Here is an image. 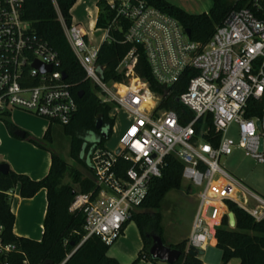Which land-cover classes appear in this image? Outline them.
Segmentation results:
<instances>
[{
	"label": "built area",
	"instance_id": "2783aa9c",
	"mask_svg": "<svg viewBox=\"0 0 264 264\" xmlns=\"http://www.w3.org/2000/svg\"><path fill=\"white\" fill-rule=\"evenodd\" d=\"M261 1L254 0L256 11L249 7L232 11L205 44L193 40L176 17L147 0H107L114 17L90 32L73 20L67 24L58 10L86 79L99 88L102 102L112 106V118L124 111L129 121L116 148L99 147L93 152L95 188L77 192L71 202L70 211L85 216L82 242L97 236L106 245H113L147 198L153 180L162 176L170 154L182 161L183 178L200 188L189 246L198 250L209 246L216 227L228 216L229 212H221L228 201L257 221L264 218V196L220 164L223 155L242 149L264 165V108L261 115H247L251 98L264 101ZM24 2L0 0V121L6 111L20 109L51 124L68 125L78 111L71 83L64 78L66 71L57 50L22 17ZM97 30L103 31L98 46L92 42ZM114 31H122V41L134 45L118 65L126 76L123 82L105 80L98 64L102 43L116 41ZM138 45L146 54L152 75L166 89L164 93L154 91L148 79L136 75ZM36 61L51 66V71L41 72L34 67ZM185 76H189L186 89L174 98L194 117L183 124L174 109L161 107V103ZM133 79L139 84L133 85ZM199 123L202 126L197 131ZM233 124L238 125L237 140L228 135ZM124 161L128 166H123ZM233 189L237 195L232 194ZM209 207H215L212 219L206 214ZM215 219L219 221L211 224ZM2 230L0 225V233ZM15 250L16 244H5L0 238V258ZM0 264L9 262L1 259ZM21 264L33 263L24 253Z\"/></svg>",
	"mask_w": 264,
	"mask_h": 264
},
{
	"label": "trees",
	"instance_id": "16d2710c",
	"mask_svg": "<svg viewBox=\"0 0 264 264\" xmlns=\"http://www.w3.org/2000/svg\"><path fill=\"white\" fill-rule=\"evenodd\" d=\"M147 1L176 17L191 30V38L202 44L210 40L216 28L225 23L232 11L244 7L256 11L254 0H236L235 3H230L228 0H213L210 11L201 14L187 13L167 0ZM76 2L77 0H25L22 17L31 22L33 30L41 39L48 41L57 50L62 68L68 75L67 81L71 83V90L78 103V111L72 122L64 126V131L73 138L72 157L88 171L89 175H85L77 167L70 166L47 145L52 143L51 124L41 139L30 136L25 131L24 139L29 138V141L36 146L51 152L52 163L48 174L40 180L32 179L27 174L17 173L13 169H10L8 174L0 173V225L3 226L0 238L5 244L17 245V250L6 258L4 256L0 258V260L6 259L9 264H21L24 253L33 264H42L47 259L53 264H59L65 259L67 260L64 264H121L117 258L108 254L110 246L99 237L91 236L82 242L86 235L85 216L82 212L70 211L71 202L77 192H88L95 188L91 157L96 149L105 147L115 124V118L110 116L112 106L102 102L99 88L86 79L85 70L72 50L59 20L60 11L67 24L72 22L71 10ZM261 2L264 7V0ZM98 7L96 27H103L114 17V11L108 7L107 0H99ZM114 36L116 41L102 43L98 64L103 68L102 74L105 80L123 82L126 76L124 72L118 70V65L134 45L122 41L124 38L122 31H114ZM136 52L139 54L136 75L148 79L154 91L164 93L166 89L152 75L143 48L136 46ZM188 80L189 76L183 77L175 90L161 103V107L174 109L183 124L191 121L194 115L174 96L186 89ZM79 91L84 92L82 97L78 96ZM263 108L264 101L251 98L247 115H261ZM98 115L103 116L101 129L96 127ZM1 120L14 134L17 126L11 120V112L6 111ZM201 126L200 123L197 125V131ZM212 133H214L213 129ZM123 166H128V163L124 161ZM183 167L182 161L176 155H168L162 176L153 180L147 198L128 221L129 223L134 220L137 223L143 238V247L133 264H137L142 259L158 264L159 261L154 260L149 252L153 242L152 235H160L165 242L159 209L167 192L181 187ZM67 176L73 178L78 189L64 182ZM17 185H20V195L23 198L33 197L43 188L47 190L48 206L43 238L40 241L17 236L13 231L15 214L11 210L9 192ZM227 204L236 215L237 226L229 227L228 216L225 215L222 223L215 229L216 246L223 252L222 264H228L233 258H238L239 264H264V218L257 221L235 203L228 201ZM171 247L181 251L180 258L172 264H205L201 258V250L189 246L188 238Z\"/></svg>",
	"mask_w": 264,
	"mask_h": 264
},
{
	"label": "rangeland",
	"instance_id": "374dc122",
	"mask_svg": "<svg viewBox=\"0 0 264 264\" xmlns=\"http://www.w3.org/2000/svg\"><path fill=\"white\" fill-rule=\"evenodd\" d=\"M228 1L230 3H235L236 0ZM85 29L89 32L87 26L85 27ZM102 34L103 31L100 30L94 32L96 40H93L92 42L95 45L98 46L101 44ZM135 80L136 79H133L132 83H134ZM15 110L22 112V114L17 116V120L20 123V126L23 127H21L22 130L27 131L30 136L41 139L44 134L43 133L42 136H39V134L43 130L42 119L45 120L47 124H49L50 121L46 118L20 109H13L11 112L14 113ZM11 120L13 122L12 116ZM128 125V115L124 111H120L115 119L112 134L110 138L106 140L105 146L109 149L116 148L121 141V138L125 133ZM3 126L7 130L9 129L4 121H0V130ZM228 135L235 140L239 138V129L237 124H233L230 127ZM51 136L52 143L47 145L50 146L54 152L64 158L70 164V166L77 167L81 169L85 173V175H89L88 171L72 157L71 149L73 138L71 137V135L65 133L64 126L58 123H53L51 125ZM23 140L31 142L29 141V138ZM11 150L23 153L26 158H29L30 160H37L40 157L39 153L32 150L29 145H11ZM220 164L249 189L264 196V165L247 156L244 150L236 149L230 155H223L220 159ZM64 182L69 183L76 189H78V185L74 183V180L71 176H67ZM199 191L200 188L195 187L190 181L182 178L181 187L179 189H171L164 197L159 212L161 213V226L163 228V236L167 245H175V242H179L182 238L190 234L193 216L196 212V208L199 202ZM232 193H235L237 195L238 191L233 189ZM214 208L215 207H209L207 210L206 214L209 219L213 218L215 210ZM230 211L232 210L227 203L225 207L221 209V212L223 214H227ZM216 222L217 219L211 221V224H214ZM130 224L131 226L128 232V239L123 244L122 237H120L113 245L110 246V254H121L125 252L127 245L129 246L130 242L136 245L139 243V235L136 223L131 222ZM203 252L204 253L201 254V257L207 263L222 264L223 252L216 245H212V241L211 244ZM158 264L164 263L159 261Z\"/></svg>",
	"mask_w": 264,
	"mask_h": 264
},
{
	"label": "crops",
	"instance_id": "0c3cea01",
	"mask_svg": "<svg viewBox=\"0 0 264 264\" xmlns=\"http://www.w3.org/2000/svg\"><path fill=\"white\" fill-rule=\"evenodd\" d=\"M98 1L99 0H77L76 4L71 10L72 20L81 24L84 28L87 26L89 32L93 27L96 26V22L99 15ZM167 1L172 3L173 5L180 7L181 9L190 14H201L204 12H209L211 7L213 6V0ZM20 114H22V112L18 110H15L14 113L11 112L13 122L17 126V129L22 130L23 127L20 126V123L17 120V116ZM42 124L43 130L41 131L39 136H42L43 133L45 134L47 128L51 123L47 124V122L42 119ZM23 139L24 138H20L14 135L9 129L7 130L3 126L0 130V162H7L10 165V168L17 173L27 174L32 179L40 180L44 178L50 170L52 163V154L49 150L38 147L35 144L25 141ZM11 145H29L32 150L39 153L40 157L37 160H30L29 158H26L23 153L11 150ZM232 194L236 195L235 193ZM9 195L11 201V210L15 214V222L13 227L14 233L17 236L26 237L38 241L42 240L44 233V221L48 206L47 190L43 188L39 192H37L35 196L30 198H23L20 195V185H17L13 190L9 192ZM131 222L135 221H130L126 225L125 230L121 235L123 244L128 239V232L130 230ZM136 227L139 235V243L137 245L130 242L129 246L127 245L126 251L121 254H110L108 251V254L117 258L121 264H133L134 260L138 257L139 251L143 247V238L137 223ZM188 237L189 235L182 238L181 240L186 239ZM211 241L212 245L217 244V239L215 235L213 236ZM177 243L178 242H175L174 244ZM200 253L203 254L204 252ZM204 262L205 264H210L206 261ZM239 262L240 260L238 258H233L229 261L228 264H239ZM151 263L155 264L149 260L142 259L137 264Z\"/></svg>",
	"mask_w": 264,
	"mask_h": 264
},
{
	"label": "water",
	"instance_id": "95a60500",
	"mask_svg": "<svg viewBox=\"0 0 264 264\" xmlns=\"http://www.w3.org/2000/svg\"><path fill=\"white\" fill-rule=\"evenodd\" d=\"M187 33L191 35V30L189 28L186 29ZM34 67L39 69L41 72L51 71V66H45L43 63L36 61L34 63ZM67 77V74L64 73V78ZM83 91H79L78 96L82 97ZM97 129H101L103 127V116L98 115L96 120ZM14 134L20 138L25 137V131L21 129H16ZM120 149H118V152ZM10 165L7 162H0V173L8 174L10 171ZM229 217V225L232 228L237 226L236 215L233 211L228 213ZM153 243L149 249L150 255L154 260L160 261L164 264H172L175 263L181 256V251L178 248L171 247L167 245L160 235L153 234ZM203 252V251H201ZM42 264H53L50 259L45 260Z\"/></svg>",
	"mask_w": 264,
	"mask_h": 264
},
{
	"label": "bare ground",
	"instance_id": "6f19581e",
	"mask_svg": "<svg viewBox=\"0 0 264 264\" xmlns=\"http://www.w3.org/2000/svg\"><path fill=\"white\" fill-rule=\"evenodd\" d=\"M137 84H139V80H138V79H136V80L134 81L133 85H137Z\"/></svg>",
	"mask_w": 264,
	"mask_h": 264
},
{
	"label": "flooded vegetation",
	"instance_id": "af4514ba",
	"mask_svg": "<svg viewBox=\"0 0 264 264\" xmlns=\"http://www.w3.org/2000/svg\"><path fill=\"white\" fill-rule=\"evenodd\" d=\"M152 239H153V237H152ZM153 241V240H152ZM153 243V242H152Z\"/></svg>",
	"mask_w": 264,
	"mask_h": 264
}]
</instances>
